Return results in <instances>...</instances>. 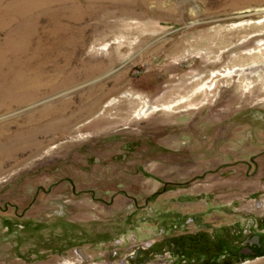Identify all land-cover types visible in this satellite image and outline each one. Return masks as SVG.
Wrapping results in <instances>:
<instances>
[{"label":"rangeland","instance_id":"rangeland-1","mask_svg":"<svg viewBox=\"0 0 264 264\" xmlns=\"http://www.w3.org/2000/svg\"><path fill=\"white\" fill-rule=\"evenodd\" d=\"M0 100V264H264V0H0Z\"/></svg>","mask_w":264,"mask_h":264},{"label":"flooded vegetation","instance_id":"flooded-vegetation-1","mask_svg":"<svg viewBox=\"0 0 264 264\" xmlns=\"http://www.w3.org/2000/svg\"><path fill=\"white\" fill-rule=\"evenodd\" d=\"M246 243L247 244L240 248V251L236 254L237 257L241 255H253L258 253V249L262 246L261 241L257 237L248 240Z\"/></svg>","mask_w":264,"mask_h":264},{"label":"bare ground","instance_id":"bare-ground-1","mask_svg":"<svg viewBox=\"0 0 264 264\" xmlns=\"http://www.w3.org/2000/svg\"><path fill=\"white\" fill-rule=\"evenodd\" d=\"M25 82V81H24ZM14 83H16V82H14ZM26 83V82H25ZM18 84H21V86H22V82H17L14 86H17L18 87ZM17 87H15V88H17ZM14 88V87H13ZM11 89V88H10ZM9 89V90H10ZM2 91H4V90H2ZM11 91V90H10ZM11 94V93H10ZM2 96V95H1ZM14 96H16V95H14ZM23 96V95H22ZM9 97V96H8ZM7 98V97H6ZM30 98V97H29ZM4 99V98H3ZM13 99V98H12ZM28 100V99H27ZM5 102V101H4ZM2 104V101L0 100V105ZM5 104H3L2 106H4ZM7 108H10V106H7ZM3 129V128H2Z\"/></svg>","mask_w":264,"mask_h":264}]
</instances>
